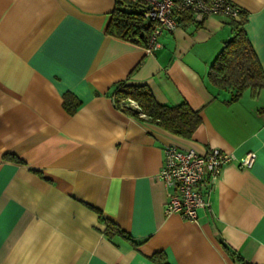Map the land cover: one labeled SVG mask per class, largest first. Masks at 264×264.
<instances>
[{"label": "crops", "instance_id": "1", "mask_svg": "<svg viewBox=\"0 0 264 264\" xmlns=\"http://www.w3.org/2000/svg\"><path fill=\"white\" fill-rule=\"evenodd\" d=\"M230 1L264 69V0ZM116 2L0 0V264H264V91L227 103L207 79L229 18L186 13L147 54L106 33ZM119 81L197 110L191 138L119 110ZM170 143L255 159L225 164L191 222L165 213Z\"/></svg>", "mask_w": 264, "mask_h": 264}, {"label": "trees", "instance_id": "2", "mask_svg": "<svg viewBox=\"0 0 264 264\" xmlns=\"http://www.w3.org/2000/svg\"><path fill=\"white\" fill-rule=\"evenodd\" d=\"M124 7H131V10H125ZM186 15L192 18L190 13ZM228 18L230 36L223 41L219 52L211 62L207 79L218 91L228 93L226 102L231 103L237 101L246 90L253 97L264 91V69L244 29L246 23L244 11L241 10L239 19ZM152 26V22L143 17L138 5L131 4L129 0H117L105 31L109 35L144 47ZM110 97L122 112L146 120L183 139L191 138L200 122L197 110L190 108L185 102L172 106L160 104L145 85H129L126 81H119L113 86ZM70 101L66 98L64 106L69 113H72L75 105L71 106ZM131 102H134V105ZM104 233L109 238L112 235H119L130 239L112 222H106ZM231 255L240 264H251L238 253L231 252ZM153 257L159 264H167L162 260V255Z\"/></svg>", "mask_w": 264, "mask_h": 264}, {"label": "built area", "instance_id": "3", "mask_svg": "<svg viewBox=\"0 0 264 264\" xmlns=\"http://www.w3.org/2000/svg\"><path fill=\"white\" fill-rule=\"evenodd\" d=\"M138 5L146 20L152 22V31L146 45L147 54L160 47L159 36L170 32L180 23L186 13L193 21H202L208 15H223L239 19L241 7L230 0H129ZM131 10V7H124ZM134 105V102H131ZM255 153L249 152L237 159L232 153L209 149L203 154L192 148H181L176 143L163 147V163L159 177L171 195L165 207L166 214H177L181 218L196 222L198 210L210 206L209 196L219 181L222 167L236 161L238 167H250Z\"/></svg>", "mask_w": 264, "mask_h": 264}]
</instances>
